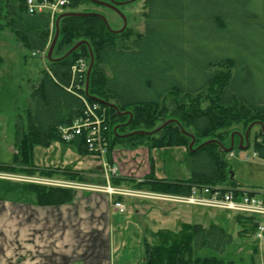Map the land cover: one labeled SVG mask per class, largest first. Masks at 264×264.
Returning a JSON list of instances; mask_svg holds the SVG:
<instances>
[{"label":"trees","instance_id":"1","mask_svg":"<svg viewBox=\"0 0 264 264\" xmlns=\"http://www.w3.org/2000/svg\"><path fill=\"white\" fill-rule=\"evenodd\" d=\"M82 2L94 1L74 0L65 8L76 11ZM146 8V28L136 36L129 25L113 31L98 14L60 19L49 68L31 88L26 120L18 115L14 161L0 165L1 170L14 171L18 164L29 174L55 175L52 170L32 167L34 147L62 140V125L89 115L85 97L104 109L109 159L115 145L123 142L149 149L187 148L189 178H156L151 164V174L137 188L146 184L152 191L182 195H189L194 186L244 188L234 178L222 145H227L225 130L234 125L247 129L257 121L260 129L254 146L264 158V0H146ZM2 18L6 22L0 21V33L10 28L23 47L35 54L49 48L56 31L52 32L49 14L29 13L25 0H0ZM189 30L199 46L197 55L186 48ZM81 40L87 43L65 56ZM91 51L94 64L87 92V71L81 78L73 66L81 58L89 66ZM3 61L0 54V67ZM168 97L176 98L171 107L166 105ZM168 119L175 121L152 134L133 133L152 131ZM182 127L195 135L194 147L216 141L190 150L192 137ZM85 137V132L76 134L69 143L81 153H92ZM63 173L70 180L90 181L83 171L66 169ZM112 182L122 185L131 179L113 177ZM31 188L41 205L68 202L76 193L75 189L38 183ZM236 220L241 225L239 234L245 236L254 234L264 217L238 213ZM232 241V234L219 224L180 222L175 229L163 227L143 239L145 263L233 264L216 255H200L206 247L224 252Z\"/></svg>","mask_w":264,"mask_h":264},{"label":"crops","instance_id":"2","mask_svg":"<svg viewBox=\"0 0 264 264\" xmlns=\"http://www.w3.org/2000/svg\"><path fill=\"white\" fill-rule=\"evenodd\" d=\"M16 123L17 120L14 127ZM16 152L15 128L11 134L7 129L0 135V165L13 163ZM126 152L129 153L121 157L114 150L109 159L81 153L63 140H55L48 146L35 145L32 167L52 170L55 175H41L38 171L29 174L16 164L15 178L0 177V264H146L145 237L171 222L177 228L180 222L190 221L182 220L184 217L202 214L199 213L202 206L184 207L180 205L183 203L142 195H110L87 189H76L74 198L68 202L41 205L31 188L37 183L17 178L19 174V177L68 179L63 170L71 169L85 172L90 179L86 182L158 192L146 188V184L144 188L136 187L151 174L148 151L140 147ZM114 167L116 172L112 170ZM152 173L159 179L189 178L166 176L163 171L161 175L154 162ZM113 177L130 178L131 182L113 184ZM114 200L125 204L124 213L113 206ZM127 248L133 250L131 255L124 253Z\"/></svg>","mask_w":264,"mask_h":264},{"label":"rangeland","instance_id":"3","mask_svg":"<svg viewBox=\"0 0 264 264\" xmlns=\"http://www.w3.org/2000/svg\"><path fill=\"white\" fill-rule=\"evenodd\" d=\"M145 1L134 0L132 3L120 7L127 17V26L129 25L135 30L134 36L144 32L146 28V22L144 24L147 11ZM65 10L66 8L63 12H59L54 16L51 24L52 32L56 30V19L59 15L65 13ZM76 11L102 13L108 19L113 30H118L124 25L122 17L116 11L102 4L82 2L76 7ZM0 21L5 23L6 19L2 18ZM190 30L186 48L189 52L197 55L199 46L194 43L195 35ZM52 36L53 34H51L50 39H52ZM132 38L134 37L132 36ZM220 43L223 47V42ZM223 52L224 50H221V53ZM0 54L4 57V61L0 67V135H3L7 129L8 134L14 133V124L18 119V115L24 117V120H26L25 113L29 107L32 83H38L39 78L42 76V71L49 68V60L47 49L41 54L30 52L23 47V44L16 39V36L8 27L3 28L0 33ZM168 98L166 105L171 107L176 98ZM161 121L162 119L158 123ZM252 123L254 124L251 127L252 132L249 136L250 145L247 149H242L240 147V135H244ZM250 125L247 129L242 125H234L224 131L226 135V147H230L232 135H234V149L226 153L225 159L231 166L234 178L241 183L242 187L260 194L264 192V158L260 156L254 146L255 134L259 131L260 125L257 121L251 122ZM243 145H246V141L243 142ZM140 147H144L148 151V162L150 166L154 162L155 169L161 175L163 171L166 176L178 178L191 176V168L188 165L189 153L185 146L149 149L146 145L133 147L130 143L123 142L115 145L114 150H117L122 157L127 155L125 153H129L126 151L135 150ZM255 153L256 155H254ZM143 155L145 156V154ZM246 155H251L250 160L245 159ZM141 159L144 160L142 156ZM0 177L13 179L15 175L12 170L2 169L0 171ZM17 177H19V174ZM173 203L179 204L176 201H173ZM180 205L187 207L186 204ZM202 209L199 212H202V214H199V216L192 215L191 217H184L185 219L182 220H190L189 222L191 223H202L207 226L211 223L219 224L232 234L233 241L227 246L224 252L206 247L200 251L201 256L216 255L224 259L225 262L233 264H264V236L259 238L255 235L256 232L245 236L240 235L241 225L236 220L237 213L235 211L208 207ZM167 226L172 229L176 228L172 222L167 224ZM123 251L126 255H131V251L133 250L127 248Z\"/></svg>","mask_w":264,"mask_h":264},{"label":"built area","instance_id":"4","mask_svg":"<svg viewBox=\"0 0 264 264\" xmlns=\"http://www.w3.org/2000/svg\"><path fill=\"white\" fill-rule=\"evenodd\" d=\"M74 0H25L26 7L29 13H47L54 20V16L61 12L64 7L69 6ZM88 63L86 59L81 58L73 66L74 74H80L83 78ZM83 100L86 103L89 115L84 118H77L72 124L62 125L60 127L62 140L70 142L74 135L85 132V141L89 151L95 155L104 158L107 154L108 147L105 138L106 115L102 107L98 103H89L85 97ZM256 155V153L254 154ZM251 155H246L245 159L250 160ZM116 172V167L112 169ZM20 178V177H17ZM22 180H28L35 183L53 185L58 187H66L73 189H87L92 191H106L110 195L115 194H132L142 195L145 197L161 200V201H176L178 203L199 205L214 209H227L236 213L259 215L264 217V192L255 194L243 189H223L221 186H194L189 195L138 191L129 190L107 185H100L91 182H81L76 180L51 178V177H21ZM113 206L120 212L125 211V204L120 200H114ZM257 237L264 236V222L258 226Z\"/></svg>","mask_w":264,"mask_h":264},{"label":"water","instance_id":"5","mask_svg":"<svg viewBox=\"0 0 264 264\" xmlns=\"http://www.w3.org/2000/svg\"><path fill=\"white\" fill-rule=\"evenodd\" d=\"M96 3H99V4H102L104 6H107L111 9H113L114 11H116L123 19L124 21V25L122 28L118 29V30H113L109 24V21L108 19L105 17V15H103L102 13H99V12H77V11H68V12H65V13H62L61 15H59V17L56 19V32H55V35H54V38L52 39V42L49 46V49H48V58H52V53H53V49L55 47V44L57 42V39L59 37V33H60V19L64 16V15H71V14H75V15H84V14H98L99 16H101L105 22L107 23V25L113 30V31H121L123 29H125L127 27V17L126 15L123 13V11L120 9L119 5L124 3L123 1H116V0H92ZM84 43H87L86 40H81V41H78L67 53L65 56H67L69 53H71L72 51H74L75 49H77L80 45L84 44ZM93 64H94V55H93V52L91 51V61H90V65L88 67V70H87V86H86V91L88 92V83H89V77H90V74H91V71H92V68H93ZM94 99H96L98 102H101V103H104V104H108V105H112V106H115L117 107V105L115 103H111V102H108L102 98H97V97H94ZM132 119V114H130V120ZM175 121V119H169L167 121H165L161 126L157 127L156 129L152 130V131H146V130H138V131H135L133 133H142V134H152L160 129H162L164 126H166L167 124L171 123ZM254 123H252L249 128L247 129L246 133L244 135H240V147L242 149H247L250 145V141H249V132L251 130V127L253 126ZM262 127L264 129V125L262 124ZM182 130L184 133L190 135L192 137V141L190 142L189 144V148L190 150H196L198 149L199 147L207 144V143H210V142H214L216 141V139H210V140H207L203 143H201L200 145H198L197 147H194V144H195V135H193L192 133L186 131L183 127H182ZM131 133V134H133ZM126 135H129V134H125L123 136H126ZM246 141V145H243V142ZM223 148L228 151V152H231L233 149H234V135H232V143L230 145V147H226L224 145H222Z\"/></svg>","mask_w":264,"mask_h":264},{"label":"flooded vegetation","instance_id":"6","mask_svg":"<svg viewBox=\"0 0 264 264\" xmlns=\"http://www.w3.org/2000/svg\"><path fill=\"white\" fill-rule=\"evenodd\" d=\"M110 1V0H108ZM134 0H126V1H123L124 3L120 4L119 7H122V6H125V4H128V3H132ZM122 2V1H121ZM145 6H146V1H145ZM148 10V8H146ZM147 12V11H146ZM146 18V17H145ZM144 24H145V21H144Z\"/></svg>","mask_w":264,"mask_h":264}]
</instances>
